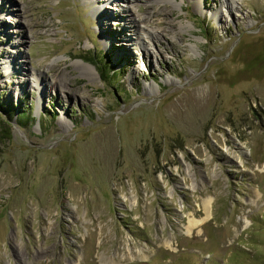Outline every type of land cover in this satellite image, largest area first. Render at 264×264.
I'll return each mask as SVG.
<instances>
[{
    "label": "rangeland",
    "instance_id": "374dc122",
    "mask_svg": "<svg viewBox=\"0 0 264 264\" xmlns=\"http://www.w3.org/2000/svg\"><path fill=\"white\" fill-rule=\"evenodd\" d=\"M235 1L0 0V264H264V0Z\"/></svg>",
    "mask_w": 264,
    "mask_h": 264
},
{
    "label": "bare ground",
    "instance_id": "6f19581e",
    "mask_svg": "<svg viewBox=\"0 0 264 264\" xmlns=\"http://www.w3.org/2000/svg\"><path fill=\"white\" fill-rule=\"evenodd\" d=\"M226 4H227V7L228 9H230V13H231V10L232 8L234 7V3H236L235 0H225ZM195 5L198 9H201L202 8V5L201 3H198V2H195ZM5 6V4H4ZM151 15V14H150ZM20 20L21 19H18V22L17 23H20ZM147 20L149 21V18L147 16H144V17H138L137 20L135 19V22H134V25H133V31L135 32V38L138 40V42L143 45L142 42L143 41V37H146L150 40H153V39H158L161 35H162V30H154L153 27H151L150 25H147V24H144V21ZM22 22V21H21ZM160 22H163V21H160ZM142 41V42H141ZM133 44V43H132ZM8 57H11V55H9ZM10 59V58H9ZM12 59V57H11ZM11 61V60H10ZM12 62V61H11ZM79 65V69L82 70V72L89 76V77H98V73L95 69V67L89 63H86L84 62L83 60H80L79 61H76ZM25 63H23L21 65L22 69L25 71V67H24ZM11 63L9 62V66H5V70H11ZM33 81L34 82H38V74L34 75L33 76ZM49 83H51V86H60L64 91L66 89V84H65V79L61 76H52L50 78V81ZM40 97V95H39ZM38 97V99H39Z\"/></svg>",
    "mask_w": 264,
    "mask_h": 264
},
{
    "label": "trees",
    "instance_id": "16d2710c",
    "mask_svg": "<svg viewBox=\"0 0 264 264\" xmlns=\"http://www.w3.org/2000/svg\"><path fill=\"white\" fill-rule=\"evenodd\" d=\"M1 106H2V104H1ZM2 109L5 110V108H2ZM18 109H19L20 113L23 114V112H22L23 110L21 111L22 108H18ZM18 115H19V114H18ZM18 115H17V117H16V121H17V123H21L20 121H22V120H20V118H18Z\"/></svg>",
    "mask_w": 264,
    "mask_h": 264
}]
</instances>
